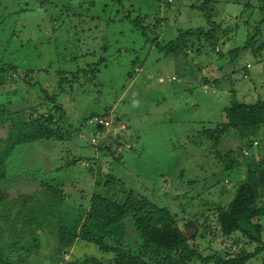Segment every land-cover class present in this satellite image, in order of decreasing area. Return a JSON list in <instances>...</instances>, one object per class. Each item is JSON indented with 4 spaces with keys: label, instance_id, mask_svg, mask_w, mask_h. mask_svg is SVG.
Returning <instances> with one entry per match:
<instances>
[{
    "label": "rangeland",
    "instance_id": "obj_1",
    "mask_svg": "<svg viewBox=\"0 0 264 264\" xmlns=\"http://www.w3.org/2000/svg\"><path fill=\"white\" fill-rule=\"evenodd\" d=\"M168 1L0 0V68L17 69L14 76L5 73L8 82L0 88V103L13 100L11 110L23 112L32 104L41 111L51 107L40 97L48 89L58 92L57 104L63 106V139L17 145L8 161L17 189L12 195L13 215L0 219V237H27L28 243L38 237L41 250L30 256L28 264H52L45 249L56 244L54 231L60 224L77 232L84 227L91 236L105 237L109 245L124 240L138 250L142 241L128 219L112 227L84 221L85 206L99 189L96 180L101 172L112 173L119 187L131 188L177 214L190 244L203 255L237 253L243 245L255 250L256 243L238 245L233 236L239 233L225 235L206 208L219 201L215 189L235 190L246 168L244 164L243 172L239 167L225 169L215 148L212 151L214 142L201 132L226 121L224 108L233 102L264 100V49L258 54L241 51L236 59L229 53L243 46L251 33L258 32V42L264 41L261 0H217L212 5L214 23L200 9L203 0ZM139 13L150 14L147 24H153L145 30L123 18L127 14L133 19ZM208 25L230 29L221 51H216L214 39L197 41L194 48L177 53L165 52V45L180 32ZM102 57L105 61L97 63ZM87 63L100 70L92 75L87 69V75L78 74L75 81L67 74L60 87L59 71ZM30 69L36 72L28 78ZM107 109H111L109 125L94 145L96 129L87 118ZM107 141L112 152L105 148ZM238 145L230 149L238 151ZM252 152L256 161L263 159L264 142ZM209 174L215 177L207 180ZM34 176L39 181L51 179L49 187L34 189ZM189 220L196 221L195 228L185 226ZM258 220L264 223V216ZM68 253L75 259L93 255L106 263L112 258L95 243L82 240ZM188 264L217 263L193 259ZM246 264H264V240Z\"/></svg>",
    "mask_w": 264,
    "mask_h": 264
},
{
    "label": "trees",
    "instance_id": "obj_2",
    "mask_svg": "<svg viewBox=\"0 0 264 264\" xmlns=\"http://www.w3.org/2000/svg\"><path fill=\"white\" fill-rule=\"evenodd\" d=\"M114 1L122 4L125 0ZM216 2L217 0H203L200 5V9L205 12L209 22L212 21V5ZM168 4L171 3L168 1ZM141 11L139 9V12ZM149 15V13H139L131 19L129 15L125 14L123 18L132 20L134 26L145 30L153 24H147L146 18ZM259 15V23H264V0L260 1ZM156 22H161L160 17L156 18ZM212 23L214 22L212 21ZM229 32V28H218V25L215 27L211 25L191 27L180 32L173 41L165 45L164 49L166 53H177L191 47L194 48L197 41L212 42L216 39L214 47L218 52L221 51V45L227 40L225 36ZM257 34L258 32L249 34V38L243 46L233 48L229 52L232 58L236 59L241 51L246 52L247 49L252 50L255 54L260 53L264 49V41L259 39L258 42ZM190 40L193 42L190 43ZM257 44L260 46L253 50ZM218 45H220L219 48ZM102 59L105 61V57H102L97 63L100 64ZM87 69L93 71L92 75L100 70L96 64L91 66V63H87L86 66L73 71H59L60 87L67 82V74H72V80L75 81L74 77L78 74L87 75L85 72ZM7 71H10L13 76L17 73L14 66L6 65L0 68V88L8 82L4 78ZM28 71L26 73L28 78L33 77L36 72L33 69ZM43 95L40 96L43 98V104L49 103L51 107H44L41 111L38 108H33L32 104L23 112L11 110L10 106L14 104L13 100L0 103V107L5 109V111L0 110V132L5 133L4 136L0 135L1 220H7L13 215L11 209L14 196L12 195L17 189V182L9 174L12 162L8 161L16 146L39 140H62L64 137L65 132L60 125L63 106L57 104L58 92L51 93L46 89L43 91ZM110 110L107 109L103 114L92 112L87 118V121L92 123L96 129L95 135L92 137L94 145L97 144V137L102 134V129L109 125ZM224 113L226 121L215 128H207L201 133L214 142L212 151L215 148L214 152L223 162L225 169L239 167L241 168L240 172H243L242 168L245 164L246 175L243 181L235 187V190L228 186L215 189L214 192L219 195V201L213 204L209 203L206 208L211 211L215 220H218L220 229L225 235L239 233V235L233 236L236 241H240L238 245L256 243L255 250H247L243 245L237 253L224 251L215 252L209 256L203 255L190 244V236L183 230L180 222L178 223L177 214L131 188L119 187L120 182L112 173L102 175L101 172L96 180V188L99 189L91 193L89 205L86 207L85 223L93 222L105 227H112L120 225L128 219V222L134 225L142 241L141 245L136 251L124 240H118L116 244L109 245L106 243L105 237L96 234L91 236V233L84 227L77 232L60 224L54 231L57 237L56 244L45 249L49 251L47 258L50 262L52 264H188L193 259H199L203 262L217 264H246L248 260L256 256L264 240V223L258 220L259 217L264 216V158L256 161L252 149L255 146H262L264 142V100L260 99L255 103L236 101L226 106ZM230 131L232 133H229ZM227 133L228 136L222 142ZM260 134L263 135L262 139L259 138ZM116 141L117 144H120L119 138ZM238 141H240L239 145ZM235 144L238 145V151L230 149ZM105 148L112 152L111 144ZM245 149L249 151V154L245 153ZM104 176L106 178H103ZM213 177L215 174H209L207 180H211ZM34 181L37 185L35 183L31 185L34 189H38V187H49L51 179L41 178L39 181L34 176ZM193 182L195 181H190V183ZM214 188L211 189L214 190ZM230 196L232 197L229 200L226 199ZM64 197L66 196L64 195ZM4 212L7 215L5 217L3 216ZM195 222V220H189L185 226L190 229L195 228ZM197 234L198 232L193 237H196ZM3 237H0V264H28L30 256L38 254L41 250L42 243H37L38 237H34L33 241H29V243L27 237L16 239ZM81 240L95 243L103 253L112 255L111 260L106 263L93 255H85L83 259L72 258L68 252Z\"/></svg>",
    "mask_w": 264,
    "mask_h": 264
},
{
    "label": "clouds",
    "instance_id": "obj_3",
    "mask_svg": "<svg viewBox=\"0 0 264 264\" xmlns=\"http://www.w3.org/2000/svg\"><path fill=\"white\" fill-rule=\"evenodd\" d=\"M88 205H89V204H88ZM88 205H87V206H88ZM87 206H85V207H87Z\"/></svg>",
    "mask_w": 264,
    "mask_h": 264
}]
</instances>
